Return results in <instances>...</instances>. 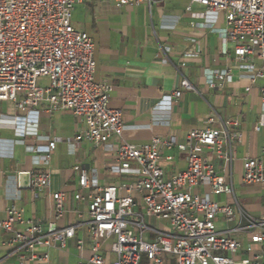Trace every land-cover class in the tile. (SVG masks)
<instances>
[{
  "label": "built area",
  "instance_id": "1",
  "mask_svg": "<svg viewBox=\"0 0 264 264\" xmlns=\"http://www.w3.org/2000/svg\"><path fill=\"white\" fill-rule=\"evenodd\" d=\"M78 1L0 0V101L14 102L21 112L36 116L43 106L48 113H71L80 121L73 142L100 146L114 137L121 139L127 128L122 111L110 107L112 86L95 81L94 42L72 24ZM108 1L117 8H151L158 0ZM191 3L205 8L203 19L211 16L216 22L224 14L227 41L233 45L238 67L249 72L251 85L264 81V0ZM176 68L181 89L166 96L165 104L180 99L184 90H194ZM233 77L232 69L218 72L208 86L222 89ZM259 90L264 102V85ZM260 130L258 125L256 131ZM242 138L239 119L225 120L213 113L185 142L172 136L154 137L142 145L122 143L109 166L112 175L125 177L119 183L101 187L95 173L76 165L79 186L90 192L87 214L80 213L79 218L89 230L91 255L79 264H140L143 255L147 264H172V260L175 264H264V216L255 218L240 205L234 184L218 175L212 161H221L232 171ZM56 142L49 143L42 160L50 159ZM165 151L185 154L186 170L169 176L161 164ZM173 159L165 157L168 162ZM51 179L49 171L34 173L30 189L39 196ZM243 181L264 187V162L245 159ZM51 198L55 217L46 224L26 220L15 205L7 207L6 219H0V242L3 234H12L9 243L19 264H47L49 249H65L75 237V227H58L67 212L66 195L58 192ZM74 199L85 200L80 194ZM111 240L115 259L107 263L103 245ZM83 248L79 241L77 249ZM40 249L44 253L38 255Z\"/></svg>",
  "mask_w": 264,
  "mask_h": 264
},
{
  "label": "crops",
  "instance_id": "2",
  "mask_svg": "<svg viewBox=\"0 0 264 264\" xmlns=\"http://www.w3.org/2000/svg\"><path fill=\"white\" fill-rule=\"evenodd\" d=\"M204 12L203 6L191 0H158L151 8H117L108 0H79L75 4L72 24L95 45V81L112 86L110 107L123 113L127 130L121 139L114 137L100 146L74 143L80 121L73 114L48 113L43 106L36 116L21 112L14 102L0 101V219H6L7 207L15 205L23 210L26 220L46 224L55 217L51 196L58 192L66 195L67 212L58 227H75V237L68 240L65 249H49L47 264H79L91 255L89 230L79 218L80 213L87 214L90 192L79 186L76 165L90 175L95 173L101 187L119 183L125 177L112 175L109 166L122 143L142 145L154 137L172 136L185 142L187 135L203 128L213 113L225 120L239 119L243 134L232 171L213 158L216 171L234 184L236 197L248 213L255 218L264 216V187L243 181L245 159L264 162V102L259 90L264 81L251 85L249 72L238 67L233 45L227 41L224 14L213 22L211 16L201 17ZM176 67L194 90H184L180 99L165 104L166 96L181 89ZM227 69H232L234 77L222 89L211 90L208 84L214 75ZM247 88L251 90L246 92ZM258 125L260 131H256ZM52 141H57L56 148L44 161ZM167 156H173V161H166ZM161 164L169 176L187 168L185 154L176 151H165ZM44 171L51 173V185L36 196L25 186L22 175L32 177ZM75 194L85 200H75ZM214 199L220 202L223 197ZM219 227L224 228V224L219 223ZM11 239L12 234H3L0 264H19ZM79 241L84 244L81 252L77 249ZM111 242L103 245L107 263L115 259Z\"/></svg>",
  "mask_w": 264,
  "mask_h": 264
},
{
  "label": "water",
  "instance_id": "3",
  "mask_svg": "<svg viewBox=\"0 0 264 264\" xmlns=\"http://www.w3.org/2000/svg\"><path fill=\"white\" fill-rule=\"evenodd\" d=\"M22 178L25 179L24 182H25V186L26 187H30V181H31V175L26 173L24 175H22Z\"/></svg>",
  "mask_w": 264,
  "mask_h": 264
},
{
  "label": "rangeland",
  "instance_id": "4",
  "mask_svg": "<svg viewBox=\"0 0 264 264\" xmlns=\"http://www.w3.org/2000/svg\"><path fill=\"white\" fill-rule=\"evenodd\" d=\"M147 263H148L147 256L143 255L140 264H147Z\"/></svg>",
  "mask_w": 264,
  "mask_h": 264
}]
</instances>
